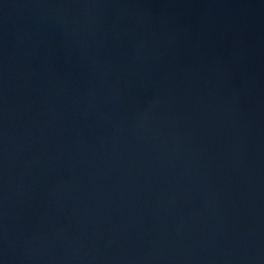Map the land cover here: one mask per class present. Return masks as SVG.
<instances>
[{
	"label": "water",
	"instance_id": "obj_1",
	"mask_svg": "<svg viewBox=\"0 0 264 264\" xmlns=\"http://www.w3.org/2000/svg\"><path fill=\"white\" fill-rule=\"evenodd\" d=\"M0 264H264V0H0Z\"/></svg>",
	"mask_w": 264,
	"mask_h": 264
}]
</instances>
